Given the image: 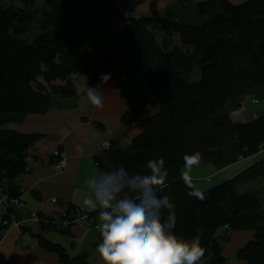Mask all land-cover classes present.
Wrapping results in <instances>:
<instances>
[{
	"label": "trees",
	"instance_id": "trees-1",
	"mask_svg": "<svg viewBox=\"0 0 264 264\" xmlns=\"http://www.w3.org/2000/svg\"><path fill=\"white\" fill-rule=\"evenodd\" d=\"M148 1L44 0L38 9L33 1L19 6L0 0L3 195L20 202L23 191L16 182L28 172L30 151L44 138L4 127L22 124L29 115L46 114L57 100L74 98L73 77L87 76V86L94 87L99 68L91 49L113 45L101 60L121 64L114 75L122 86H131L138 99L122 121L140 134L98 153L99 171L124 166L130 173L143 174L148 160L163 159L164 191L173 205L175 232L197 243L203 252L199 264H225L218 235L223 229L254 232V240L236 257L246 264H264V204L254 192H242L240 187L245 176L264 182V158L242 175L202 193L181 176L182 168L199 162L222 170L264 153V114L249 123L236 122L230 114L231 104L238 108L244 97L264 94V0L240 5L205 0L194 3L186 14L172 9L161 21L131 18L113 42L109 36L93 34L84 12L95 6L117 15L123 2L140 6ZM159 26L177 39L159 37ZM146 107L155 114L147 117ZM61 152L56 151L53 164ZM39 217L43 233L59 230L57 218ZM22 232L30 235L25 227ZM60 233L71 235L72 230ZM37 240L58 254L60 262L88 264L86 256L69 260L62 246L42 235Z\"/></svg>",
	"mask_w": 264,
	"mask_h": 264
},
{
	"label": "crops",
	"instance_id": "crops-1",
	"mask_svg": "<svg viewBox=\"0 0 264 264\" xmlns=\"http://www.w3.org/2000/svg\"><path fill=\"white\" fill-rule=\"evenodd\" d=\"M11 1L19 6L24 5L25 2L32 5L33 1L34 6L38 9L44 2V0ZM200 1L205 0H149L140 6L123 2L117 15L103 12L95 6H88L84 12L93 26V34L109 36L113 42L119 33L120 24L125 20L149 18L161 21L170 10L179 9L181 15L186 14L190 6ZM228 1L240 5L248 0ZM156 32L159 37L177 39L167 28L159 26ZM112 46L104 45L91 49L99 68V78L94 87L103 91L101 107L91 105L84 93L90 78L87 76L77 77L78 81L74 84L77 95L74 98L57 100L46 114L29 115L22 124H10L4 127L6 130L19 134L41 135L44 138L30 151L28 172L20 176L16 182L23 191L20 203L16 205L15 202H11V210L16 214L17 220L24 221L25 228L29 229V249L25 250L22 247L18 231L10 230L4 241L0 243V264H59L58 254L39 245L38 235L62 246L69 260L86 256L88 264H102L95 253L99 233L93 227L85 223H78L71 235L58 231L43 233L40 223L34 221L32 216L36 214L44 218H57L69 208H77L88 214L96 213L83 208L81 203L83 198L88 195L85 185L86 178L99 172L95 162L99 145L104 141L128 142L132 132L138 130H130L122 121L123 116L132 110L138 99L131 86H122L114 75V68L121 64L101 60V57L107 54ZM104 75L110 77L107 82L101 80ZM254 100L258 102L254 103ZM261 101H264V94L261 98H259V94L244 97L238 104L237 110L231 114L232 119L244 123L255 120L264 114V102ZM241 105L245 107L244 110H240ZM155 112L151 107L144 109L147 117L154 115ZM78 148L80 151L77 150ZM58 149L62 150L67 159V169L63 172L56 171L55 164L51 162ZM263 158L264 153L245 160L241 166L242 162L222 170H216L210 165L199 162V164L193 165L194 167L190 170H186L185 167L181 176L186 182L203 179V177L215 173L222 174L224 179L233 175L235 178L247 172L250 167L259 162V159L261 161ZM253 160L255 163L250 165ZM208 167L215 171L204 175L202 174L204 170L196 172L197 169L206 170ZM209 170L207 171L209 172ZM193 183L191 187L194 186ZM240 187L243 192L251 191L254 187H264V182L261 179L255 181L249 176H245ZM194 190L198 192L197 188ZM2 196L3 192L0 187V198ZM218 235L223 239L221 246L225 264H246L239 261L236 256L238 251L254 240V232L229 233L223 229ZM191 242L197 246L195 241Z\"/></svg>",
	"mask_w": 264,
	"mask_h": 264
},
{
	"label": "clouds",
	"instance_id": "clouds-1",
	"mask_svg": "<svg viewBox=\"0 0 264 264\" xmlns=\"http://www.w3.org/2000/svg\"><path fill=\"white\" fill-rule=\"evenodd\" d=\"M109 76L101 77L107 82ZM91 105H103V91L85 87ZM122 149H126L121 144ZM80 151V149H77ZM163 159H150L146 173L124 166L101 170L85 180L81 206L98 213L95 247L102 264H198L203 256L195 243L175 232L176 217L164 191ZM168 215L165 218L164 212Z\"/></svg>",
	"mask_w": 264,
	"mask_h": 264
},
{
	"label": "built area",
	"instance_id": "built-area-1",
	"mask_svg": "<svg viewBox=\"0 0 264 264\" xmlns=\"http://www.w3.org/2000/svg\"><path fill=\"white\" fill-rule=\"evenodd\" d=\"M126 26V23L123 22L120 25V30L124 29ZM111 142H103L101 143L98 153L108 151L111 149ZM59 160L57 163L54 165L56 171H63L66 169L67 166V160L66 157L63 153H58L57 154ZM194 182V180L187 181L188 185H191ZM11 202H15L16 205H18L20 202L19 201H9L6 196H2L0 198V212H1V217H0V243L4 241L6 236L8 235V232L12 229L18 231L21 240H22V247L25 250L29 249L28 242L30 240V235L28 233H23L22 228L25 227V222L22 220H17L15 219V213H12L11 210ZM11 211V212H10ZM92 214H88L85 212H82L81 210H66L64 213H62L57 219L55 220V223H58V228L59 229H74L78 223H85L91 227H93L96 231V223H97V218H91ZM5 217H9L8 219L4 220ZM98 217V216H97ZM32 219L34 221L39 222L40 217L39 215L34 214L32 216ZM49 219H55V218H49ZM3 227L5 229H3ZM7 227V228H6ZM98 232V231H97ZM99 233V232H98ZM59 264H65L63 262H60Z\"/></svg>",
	"mask_w": 264,
	"mask_h": 264
},
{
	"label": "rangeland",
	"instance_id": "rangeland-1",
	"mask_svg": "<svg viewBox=\"0 0 264 264\" xmlns=\"http://www.w3.org/2000/svg\"><path fill=\"white\" fill-rule=\"evenodd\" d=\"M122 24V23H121ZM120 24V25H121ZM120 27V26H119ZM119 30H120V28H119ZM198 77V75H197V73H195V78H197ZM79 78V77H78ZM193 80H195L194 78H193ZM77 81H78V79H77V77H73V79H72V82L75 84V83H77ZM261 102H264V101H261ZM231 106V113L230 114H232L235 110H237L236 109V104L234 103V104H231L230 105ZM229 106V107H230ZM244 106L243 105H241V107H240V110H244ZM140 134V130L138 129V130H136V131H133L132 132V136L130 137V139L128 140V142H130L132 139H134V138H136L138 135ZM104 142H106V141H104ZM108 142H110V141H108ZM103 143V142H102ZM111 144H112V142H111ZM101 145V144H100ZM100 145H99V147H100ZM99 147H98V149H99ZM111 147H112V145H111ZM61 153H63V152H61ZM58 154V153H57ZM60 154V153H59ZM64 154V153H63ZM65 155V154H64ZM66 157V156H65ZM253 157H251V158H249V159H252ZM58 160H59V158H58ZM67 160V159H66ZM245 160H247V159H240V161L238 162V163H241L240 164V166L241 165H243L244 163H245ZM259 162H260V159L258 160ZM255 163V161L253 160L252 162H250V165H253ZM258 163V162H257ZM199 164V163H198ZM201 166H203L202 164H200ZM192 167H194V166H192V165H189V166H186V170H190V168H192ZM185 168V167H184ZM184 168H182V170L184 169ZM214 168V167H213ZM213 168H207L206 170L205 169H197V173H199L200 171H202V170H204L203 171V175L204 174H209L210 172H212V171H215ZM54 169H55V167H54ZM66 169H67V166H66ZM65 169V170H66ZM208 169H210L209 170V172L207 171ZM65 170H63V171H65ZM217 170V169H216ZM63 171H59V172H63ZM235 175H233V176H231V177H229L228 179H224V178H222V174H218V173H215V174H213V175H209V176H206V177H203V179H196V181H194V183H193V189H195V188H197L198 189V192L199 193H202V192H205V191H207V190H209V189H211V188H214V187H216V186H218L219 184H222L223 182H226L227 180H230L231 178H233ZM197 178V177H196ZM207 178V179H206ZM258 179L259 178H257V179H254L255 181H258ZM208 180V181H207ZM201 189V191H199ZM243 192V191H242ZM244 192H254L257 196H259V198L262 200V203L264 204V187H254V189H251V191H244ZM14 213V212H13ZM97 218V216H91V218ZM15 219H17L16 218V216H15ZM7 228V227H6ZM3 229H5L4 227H3ZM61 230H66V229H59L58 231L60 232ZM74 229H72V231H73ZM95 230V229H94ZM96 231V230H95ZM63 234V233H62Z\"/></svg>",
	"mask_w": 264,
	"mask_h": 264
}]
</instances>
